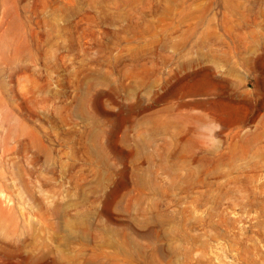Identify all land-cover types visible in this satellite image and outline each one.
<instances>
[{"label":"rangeland","instance_id":"1","mask_svg":"<svg viewBox=\"0 0 264 264\" xmlns=\"http://www.w3.org/2000/svg\"><path fill=\"white\" fill-rule=\"evenodd\" d=\"M262 114L264 0H0V264H264Z\"/></svg>","mask_w":264,"mask_h":264},{"label":"bare ground","instance_id":"2","mask_svg":"<svg viewBox=\"0 0 264 264\" xmlns=\"http://www.w3.org/2000/svg\"><path fill=\"white\" fill-rule=\"evenodd\" d=\"M204 59L206 60V59H211V58L205 55V57L201 60H204ZM212 61H214L212 66H206L200 70L201 77L198 80H195L194 82L189 84V86L185 88L184 90H182L180 93L175 94V97L177 100L175 101L176 106L185 107V108L193 107V106H201L203 108H209L212 105L213 100L216 97H218V95H220L221 93L225 95V97L230 102L228 107L222 109L219 115L217 116V119L221 121L224 127L244 125L248 123L249 121L253 120L256 115L254 113V110L237 108L234 106V103L231 102V101H240L243 99V98L237 97L236 96L237 94L235 93L237 84H240L241 82L239 74L235 71V68L233 66H229L226 71V73L232 76L233 78L226 79L221 76H215L213 75V73H214V70H216L219 67V62H217L214 59ZM187 64L193 66L194 63L191 61L190 63H187ZM184 96H187L188 99L183 100L182 98ZM172 107L173 105H169L166 109L170 110V108ZM198 117L205 122H209L211 119L208 116H204L202 114L199 115ZM213 119L214 117H212V120ZM261 123H262L261 126L255 131L244 130L240 134L238 131L235 133L240 137V139H243L245 143H248L251 140L262 138L264 137V114L261 115ZM183 147L184 145H182L180 152L183 151ZM173 148L174 147L172 143L167 144L166 153H165L167 157L171 155V150ZM119 154L121 155L120 159H123V160L126 159L125 154H123L122 152H120ZM259 154L264 155L263 152H260ZM0 213L4 214L2 209H0Z\"/></svg>","mask_w":264,"mask_h":264},{"label":"clouds","instance_id":"3","mask_svg":"<svg viewBox=\"0 0 264 264\" xmlns=\"http://www.w3.org/2000/svg\"><path fill=\"white\" fill-rule=\"evenodd\" d=\"M220 126L217 124L216 125V130H219ZM219 138L218 137H215L213 139H209L208 140V143L212 146V147H215L216 145L219 144Z\"/></svg>","mask_w":264,"mask_h":264}]
</instances>
